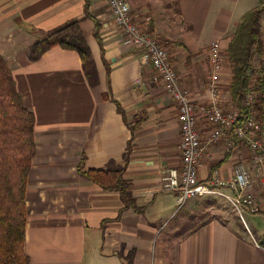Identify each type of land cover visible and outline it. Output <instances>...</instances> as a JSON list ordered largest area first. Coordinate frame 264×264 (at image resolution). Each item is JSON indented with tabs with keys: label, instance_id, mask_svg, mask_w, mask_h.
<instances>
[{
	"label": "crops",
	"instance_id": "1",
	"mask_svg": "<svg viewBox=\"0 0 264 264\" xmlns=\"http://www.w3.org/2000/svg\"><path fill=\"white\" fill-rule=\"evenodd\" d=\"M128 2L143 32L169 47L181 87L197 106L209 101V49L219 42L225 54L222 103L243 110L231 95L228 50L244 17L262 8L263 52L253 65L264 70V0ZM73 21L92 54L94 84L75 51L57 47L37 62L28 59L43 34ZM0 55L35 116L36 155L26 195L30 264H264V243L253 242L224 197L198 198L223 199L233 213L194 201L175 214L177 198L164 191L163 177L182 165L178 106L150 80L154 70L142 50L123 42L105 0H0ZM197 114L205 139L214 127ZM251 158L247 147L228 151L221 140L211 147L199 181H226L239 163L253 168ZM112 163L125 168L129 204L118 190L84 177ZM204 209L213 215L197 224Z\"/></svg>",
	"mask_w": 264,
	"mask_h": 264
},
{
	"label": "built area",
	"instance_id": "2",
	"mask_svg": "<svg viewBox=\"0 0 264 264\" xmlns=\"http://www.w3.org/2000/svg\"><path fill=\"white\" fill-rule=\"evenodd\" d=\"M105 1L114 15L116 26L122 33L123 42L142 50L154 70L150 80L162 87L178 106L182 165L165 173L164 191L175 195L180 206L195 197L206 195L224 197L237 211L251 235L245 214H260V208L264 204V110L259 109V94L254 87L255 83H251L244 94L242 103L244 111L227 110L222 103L219 90L225 54L220 43L214 42L209 49L211 68L209 101L205 105L197 106L192 102L190 93L182 89L168 50L160 40L143 32L134 22L128 0ZM197 112L214 127L213 133L205 139H202L198 130ZM221 140H227L228 151L247 147L252 154L253 168L245 163H239L234 168L233 176L226 181L218 179L199 181L198 173L205 167L211 147ZM224 190H228L229 193Z\"/></svg>",
	"mask_w": 264,
	"mask_h": 264
},
{
	"label": "trees",
	"instance_id": "3",
	"mask_svg": "<svg viewBox=\"0 0 264 264\" xmlns=\"http://www.w3.org/2000/svg\"><path fill=\"white\" fill-rule=\"evenodd\" d=\"M262 12V8H258L244 17L228 50L234 72L231 87L233 99L242 105L244 94L250 84L255 83L261 111L264 110V70L255 71L251 57L255 54L253 50L259 56L263 52ZM57 47L78 53L87 78L93 84L96 82L97 71L79 21L43 34L30 48L28 59L37 62ZM34 135L35 116L25 106L8 62L0 55V264H30L25 253L28 219L26 195L36 155ZM124 171V167L112 163L106 170L89 171L84 177L105 190H118L125 203L129 204L130 195L123 180Z\"/></svg>",
	"mask_w": 264,
	"mask_h": 264
},
{
	"label": "rangeland",
	"instance_id": "4",
	"mask_svg": "<svg viewBox=\"0 0 264 264\" xmlns=\"http://www.w3.org/2000/svg\"><path fill=\"white\" fill-rule=\"evenodd\" d=\"M148 26H149V24H148ZM147 26V27H148ZM148 33V32H147ZM148 34H150V33H148ZM150 35H152V34H150ZM152 36H154L155 38H157L155 35H152ZM157 39H159V40H161L160 38H157ZM162 42H164L163 40H161ZM163 44V46L168 50V46H167V44H164V43H162ZM253 48H256V47H253ZM254 51V56L253 57H251V64H252V68H254L255 69V71H260V67L257 65H253L254 63V59L256 60V58H258L257 57V55H256V52H255V50H253ZM169 52V51H168ZM224 191H226L227 193H229V191L228 190H224ZM257 196L260 198V194L257 192ZM261 199V198H260ZM198 200H200V201H198ZM222 200V203H219V202H217L216 200H214L212 197H207V198H205V199H200V198H198V197H195V198H193V199H191V200H189V201H187L183 206H180L179 204H177V207H176V213L175 214H177L178 216H180L181 214H183L184 212H185V210H186V208H187V206L190 204V203H192V202H194V201H196V202H198L199 203V206L200 205H202V206H204V207H206L207 208V210H208V208H210L211 206H213V205H215L217 208H220L222 211H228V212H232L231 210H229V208H227L225 205H224V200L223 199H221ZM260 201H262V200H260ZM216 203H218V204H216ZM264 203V202H263ZM262 203V204H263ZM261 204V205H262ZM204 210H206V209H204ZM206 210V215H201L200 214V218H199V221L197 222V224H199L200 223V220H205V219H209L212 215H213V211L214 210H211V211H207ZM218 211V210H217ZM261 212V213H260ZM260 214H250V213H247V214H245V219H246V222H247V224H248V226H249V228H250V230L252 231V233H253V235H254V238H255V240L253 239V242L255 243V244H257L256 243V239H258V242L261 244V243H264V239H263V236H264V204H263V206L260 208ZM233 213V212H232ZM234 214V216L236 217V219L239 221V223H241V225H242V227L244 228V226H245V224H244V226H243V224H242V221H240L241 220V218H240V216L237 214H235V213H233ZM191 225V224H190ZM245 232L248 234V236H249V233H248V230H247V228H246V226H245ZM250 237V236H249ZM262 245V244H261Z\"/></svg>",
	"mask_w": 264,
	"mask_h": 264
}]
</instances>
